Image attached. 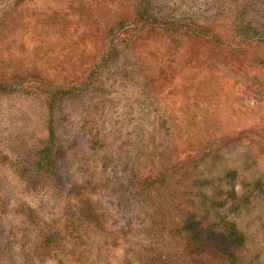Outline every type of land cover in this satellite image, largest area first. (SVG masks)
<instances>
[{
	"label": "rangeland",
	"instance_id": "obj_1",
	"mask_svg": "<svg viewBox=\"0 0 264 264\" xmlns=\"http://www.w3.org/2000/svg\"><path fill=\"white\" fill-rule=\"evenodd\" d=\"M0 264H264V0H0Z\"/></svg>",
	"mask_w": 264,
	"mask_h": 264
},
{
	"label": "trees",
	"instance_id": "obj_2",
	"mask_svg": "<svg viewBox=\"0 0 264 264\" xmlns=\"http://www.w3.org/2000/svg\"><path fill=\"white\" fill-rule=\"evenodd\" d=\"M52 164H51V162L48 164V166H51Z\"/></svg>",
	"mask_w": 264,
	"mask_h": 264
}]
</instances>
